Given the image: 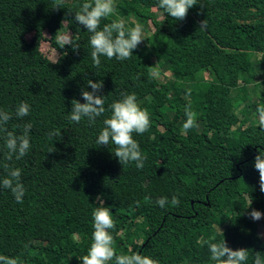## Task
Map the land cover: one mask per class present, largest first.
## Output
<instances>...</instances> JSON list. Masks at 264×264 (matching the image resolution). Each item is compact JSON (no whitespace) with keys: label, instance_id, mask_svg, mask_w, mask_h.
<instances>
[{"label":"trees","instance_id":"1","mask_svg":"<svg viewBox=\"0 0 264 264\" xmlns=\"http://www.w3.org/2000/svg\"><path fill=\"white\" fill-rule=\"evenodd\" d=\"M84 2L64 0L65 7L55 9V0H0V110L11 113L5 127L16 135L32 125L31 147L19 160L15 154L7 159V133L0 132V179L7 164L21 170L25 187L22 203L0 188V254L19 264H82L101 197L115 221L110 232L117 255L215 264L202 242L225 239L233 249L247 248L246 264H254L257 253L264 258V237L249 215L264 213L254 167L264 151L257 112L264 91L256 93L262 80L254 66L264 52V0H197L183 21L168 16L159 0H115L119 17L136 18L144 31L150 20L153 29L130 59L101 56L99 68L93 67L92 34L74 19ZM64 27L79 50L57 45L50 60L40 49L44 32L55 46ZM153 56L179 81L160 83ZM89 79L103 81L98 94L105 112L95 124L86 117L71 121V101L85 102L81 90ZM132 93L150 115L149 129L133 133L146 156L142 169L134 162L122 166L114 145L96 143L111 104ZM22 102L30 114L17 117ZM189 105L198 127L184 132ZM174 196L178 205L171 204Z\"/></svg>","mask_w":264,"mask_h":264},{"label":"clouds","instance_id":"2","mask_svg":"<svg viewBox=\"0 0 264 264\" xmlns=\"http://www.w3.org/2000/svg\"><path fill=\"white\" fill-rule=\"evenodd\" d=\"M197 0H159V7L176 21H183L188 15V11ZM65 7L64 0H55V9ZM69 13L70 10H68ZM116 16L110 23L101 27V22L109 17ZM75 21L83 25L91 37L89 40L92 48L91 57L93 67L99 68L101 65V56L109 60L116 58L118 60L130 59L133 50L146 38L141 24L136 23L134 27H128L127 21L119 17L116 11L115 0H86L78 11H75ZM205 20L201 22V27ZM57 43L64 48L71 45L73 50L78 51L79 45L69 36L56 33ZM91 87V91L87 90ZM103 89V81H93L89 79L85 88L81 90L85 102L81 103L79 99H73L72 109L69 119L79 123L83 118H87L90 124H95L96 119L105 112L103 95L100 93ZM111 115L104 119V127L100 131L96 143L98 145H114L113 155L119 159V162L128 165L134 162L136 167L143 168L146 156L140 150V145L134 139L133 133L143 134L150 127V115L147 109L140 107L137 97L134 93L124 94L123 98L111 104ZM259 114V124L264 126V105L257 108ZM17 117H25L30 114V105L27 102L20 103L16 108ZM186 120L183 123V131L198 127L197 114L187 106L185 109ZM11 113L0 110V132H6V147L8 149L7 159L11 160L13 154L17 160L24 157L29 151L30 138L29 132L32 128L31 123L24 125L23 133L20 135L8 131L5 125L11 119ZM55 135V133H52ZM54 151L52 149L49 152ZM7 170V175L0 179V188L10 189L18 203L23 202L25 187L21 182V170L19 168L9 169L7 164L3 165ZM254 167L259 172L260 191L264 192V151H259L255 156ZM100 206L93 211V242L87 254L79 257L82 264H159V261L151 256L142 255L137 252L130 254H116L114 248V237L110 230L115 228V221L111 210L105 206L101 197H97ZM168 203L167 198L158 200V204L164 207ZM171 204L178 205V197H173ZM251 205V204H250ZM249 205V206H250ZM253 220H260L264 213L253 209L250 214ZM258 236L264 237V233ZM207 243L211 256L210 259L215 264H246L249 253L247 248L233 249L229 247L224 240L218 243L203 241ZM0 264H19L18 260L4 254H0ZM254 264H264V258L259 253L255 257Z\"/></svg>","mask_w":264,"mask_h":264},{"label":"rangeland","instance_id":"3","mask_svg":"<svg viewBox=\"0 0 264 264\" xmlns=\"http://www.w3.org/2000/svg\"><path fill=\"white\" fill-rule=\"evenodd\" d=\"M132 3L134 4L135 1H132ZM153 10H156V8H154ZM157 16L158 18H160V12L157 11ZM127 21V26L128 27H134L136 23H138V20L134 17H130V18H124ZM140 24V23H139ZM142 25V24H141ZM147 27L150 28V30H146L144 31V35H148V33H150V31H152L153 27H152V23L150 22V20L147 21ZM143 27V26H142ZM59 34L62 35H67L70 37V31L67 28H62L59 32ZM44 36H45V40L41 43L40 49L41 51L44 53V55H46L50 60H55L58 56V51H57V45H59L57 43V39L55 40L56 45H52L50 44L49 41V34L47 32H44ZM143 44L145 43L144 40L142 41ZM144 47H146V45H144ZM153 50V49H151ZM256 55V53H251V58L253 59V57ZM152 61H153V70L154 73L156 75V77L158 78V80L160 81V83L163 84H170L171 82L174 81H179L176 76L174 75V73L167 67L161 66L159 65L157 62V59L155 56L152 57ZM255 70L257 71L258 74V78L260 80H264V52H262L261 54L257 55V59L255 60ZM204 76L207 77V74L204 73ZM212 77V75H211ZM226 90V89H224ZM262 91H264V85H263V89ZM261 91V92H262ZM260 92V87H258L256 89V93ZM256 222H258V229H259V233H264V216H262V218L260 220H256Z\"/></svg>","mask_w":264,"mask_h":264},{"label":"crops","instance_id":"4","mask_svg":"<svg viewBox=\"0 0 264 264\" xmlns=\"http://www.w3.org/2000/svg\"><path fill=\"white\" fill-rule=\"evenodd\" d=\"M257 75V74H256ZM257 82H261V80L260 79H258L257 80ZM263 85H264V80H263V78H262V82H261V84L259 85V87H260V92L258 93V96H261L262 95V89H263ZM249 91H250V88L248 89ZM262 91V92H261ZM251 96H253V94H251Z\"/></svg>","mask_w":264,"mask_h":264}]
</instances>
